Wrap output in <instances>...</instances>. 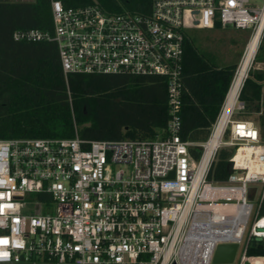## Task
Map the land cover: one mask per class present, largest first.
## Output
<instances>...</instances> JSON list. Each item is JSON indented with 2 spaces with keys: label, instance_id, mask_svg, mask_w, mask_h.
<instances>
[{
  "label": "built area",
  "instance_id": "2783aa9c",
  "mask_svg": "<svg viewBox=\"0 0 264 264\" xmlns=\"http://www.w3.org/2000/svg\"><path fill=\"white\" fill-rule=\"evenodd\" d=\"M51 9L52 33L14 39L53 41L65 75L166 78L169 120L147 139H0V264H214L228 244L238 245L232 264H264L248 253L264 243L259 127L233 119L241 103L214 146L224 106L207 139L180 135L186 30L233 27L250 30V41L264 33V0H152L147 16L58 0ZM222 149L233 151L231 172L209 182Z\"/></svg>",
  "mask_w": 264,
  "mask_h": 264
},
{
  "label": "trees",
  "instance_id": "16d2710c",
  "mask_svg": "<svg viewBox=\"0 0 264 264\" xmlns=\"http://www.w3.org/2000/svg\"><path fill=\"white\" fill-rule=\"evenodd\" d=\"M0 0V139L73 138L117 141L154 138L167 127V79L156 75L64 74L53 41L14 39L16 31L53 32L51 2ZM66 7L98 5L110 14L151 12L152 0H58ZM260 45L255 62L260 57ZM237 64L219 66L185 37L182 57L181 130L184 141L208 138L224 106ZM264 75L248 71L238 100L244 110L261 112ZM197 156L199 151L191 149ZM232 150H220L207 181L220 183L231 172ZM39 198H44L39 195ZM249 255L264 256L255 242Z\"/></svg>",
  "mask_w": 264,
  "mask_h": 264
},
{
  "label": "rangeland",
  "instance_id": "374dc122",
  "mask_svg": "<svg viewBox=\"0 0 264 264\" xmlns=\"http://www.w3.org/2000/svg\"><path fill=\"white\" fill-rule=\"evenodd\" d=\"M9 1L32 2L34 0H9ZM185 34L186 36H188V38L194 41L199 51L212 56L219 66L237 64V67L239 68L240 63L242 62L243 56L245 54L246 46L251 36V31L235 29L233 27H227L226 29L192 28V29H187ZM261 37L262 38L260 45L262 46V49H261L260 57L256 62L254 58L252 65L248 71L250 70L259 71L264 75V33L262 34ZM262 86H263L262 100L260 103L261 112L264 111V82ZM240 104L241 102L238 100L237 106ZM260 115H261L260 113H256L255 111L248 112L247 110H242V111L235 110L233 119L253 121L260 128V124H259ZM240 253L241 252L239 251L238 257Z\"/></svg>",
  "mask_w": 264,
  "mask_h": 264
},
{
  "label": "bare ground",
  "instance_id": "6f19581e",
  "mask_svg": "<svg viewBox=\"0 0 264 264\" xmlns=\"http://www.w3.org/2000/svg\"><path fill=\"white\" fill-rule=\"evenodd\" d=\"M261 30L251 38V40L248 42L245 50V54L243 56V60L240 63L239 68L237 69V72L235 74V78L232 82L231 88L229 90L227 99L225 101V105L223 108L222 117L220 119L218 128L215 133L214 139L211 141L210 145L214 146L217 144V137L219 133L221 132L223 126L225 125L226 121L230 117L232 111L236 108L238 98L240 95L241 88L244 84L245 79L248 75V70L252 65V62L255 58V55L258 51V48L261 43Z\"/></svg>",
  "mask_w": 264,
  "mask_h": 264
},
{
  "label": "water",
  "instance_id": "95a60500",
  "mask_svg": "<svg viewBox=\"0 0 264 264\" xmlns=\"http://www.w3.org/2000/svg\"><path fill=\"white\" fill-rule=\"evenodd\" d=\"M236 72H237V70H236ZM234 78H235V76H234ZM231 85H232V83H231ZM230 88H231V86H230ZM228 93H229V91H228ZM228 93H227V96H228ZM227 96H226V99H227ZM224 105H225V103H224ZM171 176L173 177V173ZM237 249H238L237 244L219 245L215 251L213 263L214 264H232L234 262V259L236 256Z\"/></svg>",
  "mask_w": 264,
  "mask_h": 264
}]
</instances>
